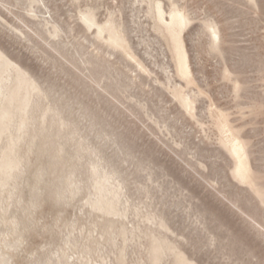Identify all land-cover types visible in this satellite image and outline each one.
<instances>
[{
    "label": "rangeland",
    "instance_id": "rangeland-1",
    "mask_svg": "<svg viewBox=\"0 0 264 264\" xmlns=\"http://www.w3.org/2000/svg\"><path fill=\"white\" fill-rule=\"evenodd\" d=\"M28 1L0 3V48L21 68L53 81L59 92L67 90L66 94L85 99L131 141L135 153L126 158L115 139L96 138L88 121L80 117L78 105L72 104L81 129L75 141L87 137L89 146L102 147L104 156L114 160L126 177L121 199L129 206L127 216L112 219L116 234L107 243L108 235L97 226L107 218L86 206L92 192L86 187L62 206L71 227L58 223L51 236L42 227L53 224L55 214L39 221L40 214H33L37 232L16 251L5 250L13 257L11 264H29L38 254L59 264L60 248L65 250L66 264H80L83 247L90 253L88 264H117L115 256L122 247L124 264H149L146 235L165 239L192 264H264V202L253 185L234 177L233 159L219 142V124L225 118L249 144L252 166L260 167L259 183L264 186V0H45V6L34 5L32 18L27 15ZM156 2L167 14L177 8L190 18L182 31L191 70L187 79L176 73L170 42L157 28L152 11ZM88 10L100 24L113 19L121 26L132 58L95 39L94 30H87L79 20L80 13ZM208 25L218 31L219 40L212 42ZM54 26L60 29L57 37L51 36ZM92 58L110 67L109 79L98 75L101 80L91 82L92 66L86 61ZM117 70L123 75L118 76ZM108 83L118 90L105 93ZM175 88L195 96L191 113L174 96ZM42 103L46 106L48 100ZM59 132L68 130L59 128ZM75 141L68 143L70 150ZM83 153L80 163L86 178L87 165L98 158ZM2 197L4 208L10 201L6 193ZM129 210H135L134 216ZM15 211L8 207L4 218ZM251 211L258 217H251ZM213 212L222 216L223 226L211 216ZM161 215L168 230L156 227ZM146 217L157 220L151 224ZM122 229L129 236L125 244L118 235ZM6 232L0 224L6 241L16 238ZM234 235L243 243L232 245ZM66 236L75 247H65ZM49 240L53 244H47ZM170 263L172 257L167 256L160 264Z\"/></svg>",
    "mask_w": 264,
    "mask_h": 264
},
{
    "label": "bare ground",
    "instance_id": "bare-ground-1",
    "mask_svg": "<svg viewBox=\"0 0 264 264\" xmlns=\"http://www.w3.org/2000/svg\"><path fill=\"white\" fill-rule=\"evenodd\" d=\"M28 2L27 15L31 18L35 17L34 5L42 4L45 6V0H30ZM0 3H3L2 0ZM152 11L159 32L170 42L176 73L181 78L187 79L191 75V70L182 31L190 22V18L177 8H172L167 14L162 3L159 2L153 4ZM18 19L24 22L21 16ZM79 20L87 30H94L96 40L102 39L107 47L132 58L124 30L116 21L109 19L105 24H100L97 22L93 10L81 12ZM207 27L210 30L212 42L219 40L218 31L212 25ZM59 33L60 29L54 26L51 36L57 37ZM56 52L60 53V50L57 49ZM86 62L92 66L89 71L91 82H98L102 77L109 79L107 73H109L110 67L103 65L104 62L101 64V61L99 63L93 58ZM73 68L75 69V67ZM98 75L102 77L99 78ZM117 75L122 76L123 72L119 71ZM73 79L75 83L83 86V82L79 81L80 77L79 80ZM58 89L53 81L36 76L30 70L21 68L19 64L12 62L0 48V202L5 201L2 197L3 193L7 194L5 199L10 201L6 207L5 205H3L4 208L0 207L2 213L0 224L7 228L6 235L16 236L13 241H6L4 236L0 234V264L12 263L13 257L5 250L16 251L24 242H28L34 232H37V222L36 218H33V214H40L37 220L39 218L44 219L48 214H55L54 223L43 224L42 227L51 236L53 227L57 226L58 223L66 228L71 227L70 221L69 224L67 222L68 218L66 220L65 210L62 206L69 204L86 187L92 190L86 199V206L89 210L107 218L97 225L103 230V234L108 235L107 243L113 242V238H111V234L114 233L112 232V219L127 216V207L129 208V206H124L121 199L122 192L127 186L126 177L123 176L120 167L116 166L117 163L114 160L104 156L102 147L89 146L86 142L87 137H82L81 141H75L81 129L79 121L73 116L72 104L78 105L80 117L88 121L89 129L94 132V136L102 140L104 138L115 139L118 151L126 158L132 157L134 152L131 141L117 133L102 115L83 101L85 99L73 97L70 95L71 93L68 95L66 94L67 90L59 92ZM103 89L105 93L113 94L118 90V87L108 83L104 85ZM173 94L189 113L194 110L195 96L184 94L176 88L173 90ZM43 100H48L46 106H43ZM224 119L219 124L221 134L219 142L233 159L234 177L253 185L254 192L264 202V186L259 183L260 178L258 177L261 169L252 166V153L249 150V144L243 142L239 132L232 130ZM59 128L67 129L68 133L61 134ZM71 141H75L72 150H70L71 146H68ZM88 151L98 159L91 162L90 166L87 163V167H90L85 169L88 175L86 178H82L84 169L80 161L83 158V152ZM88 159L84 160L89 161ZM139 191L141 190L139 189ZM237 200L235 199L236 203ZM10 206L16 211L11 218L6 219L4 214ZM250 214L251 217H258L255 212L251 211ZM211 216L219 221L221 226L224 225L223 218L218 213L213 212ZM157 219L146 217L145 221L153 224L152 222L157 220L156 227L161 230L169 229L162 215ZM129 233L133 235L134 232L129 231ZM126 234L123 229L118 231V235L122 237L124 244L129 239V236L126 238ZM69 236L63 240L65 247H75ZM146 237L148 239L147 256L149 264H160L167 256L172 257V264H192L185 259L182 252L171 246L165 239L153 235H146ZM52 241L49 240L47 244H53ZM243 241L241 237L234 235L231 244H242ZM65 254V250L60 248L56 262L66 264L64 261ZM89 254L85 247L79 250L80 264H88L86 255ZM125 255V248H120L118 255L115 256L117 257V264H124ZM143 257L145 258V256ZM33 263L56 264L50 257L42 259L40 254L29 262V264Z\"/></svg>",
    "mask_w": 264,
    "mask_h": 264
}]
</instances>
